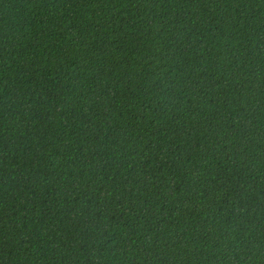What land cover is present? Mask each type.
<instances>
[{"label":"trees","instance_id":"16d2710c","mask_svg":"<svg viewBox=\"0 0 264 264\" xmlns=\"http://www.w3.org/2000/svg\"><path fill=\"white\" fill-rule=\"evenodd\" d=\"M0 264H264V0H0Z\"/></svg>","mask_w":264,"mask_h":264}]
</instances>
